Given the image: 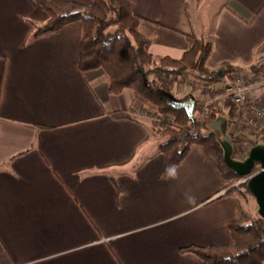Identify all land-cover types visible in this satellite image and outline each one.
<instances>
[{
	"label": "crops",
	"instance_id": "1",
	"mask_svg": "<svg viewBox=\"0 0 264 264\" xmlns=\"http://www.w3.org/2000/svg\"><path fill=\"white\" fill-rule=\"evenodd\" d=\"M47 1L69 0H0V264H202L181 248L231 242L229 222L243 207L259 214L257 198L226 193L199 143L168 178L151 103L132 88L112 93L103 68L80 69V22L34 36ZM129 2L156 60L181 57L196 32L212 41L208 68L264 67V0ZM187 75L173 79L188 77L201 103L214 82Z\"/></svg>",
	"mask_w": 264,
	"mask_h": 264
},
{
	"label": "trees",
	"instance_id": "2",
	"mask_svg": "<svg viewBox=\"0 0 264 264\" xmlns=\"http://www.w3.org/2000/svg\"><path fill=\"white\" fill-rule=\"evenodd\" d=\"M43 7L48 17L37 26L35 37L79 21L80 69L103 68L112 93L132 88L155 106L160 118L150 128L160 139L158 146L165 158V168L180 164L191 146L199 143L215 157L223 176L230 181L231 187L226 193L242 194L234 185L241 175L226 163L224 149L211 131L210 121L218 115L216 103L205 112L199 101L175 96L164 81L163 75L167 72L178 77L196 70L200 77L216 82L225 72L235 70L236 66L225 64L220 74L206 66L212 49L210 39L192 32L188 34L189 47L181 57L166 55L156 60L150 50V39L139 30L143 17L133 10L129 0H69L62 4L47 1ZM198 112H205V117L200 119ZM112 113L118 117L131 115L124 109ZM260 139H264V129ZM229 228L231 242L190 244L181 250L197 254L202 264H264V217L243 207L238 217L229 222Z\"/></svg>",
	"mask_w": 264,
	"mask_h": 264
},
{
	"label": "built area",
	"instance_id": "3",
	"mask_svg": "<svg viewBox=\"0 0 264 264\" xmlns=\"http://www.w3.org/2000/svg\"><path fill=\"white\" fill-rule=\"evenodd\" d=\"M225 75L218 83L209 82L206 85L201 104L205 112L212 103L216 106L220 104L227 110L229 133L235 150L247 153L260 140L264 129V67L251 72L232 70ZM228 101L231 104H227ZM205 112H198V117L203 119ZM250 176H242L241 183H247ZM241 189L244 193L248 192L247 186Z\"/></svg>",
	"mask_w": 264,
	"mask_h": 264
},
{
	"label": "water",
	"instance_id": "4",
	"mask_svg": "<svg viewBox=\"0 0 264 264\" xmlns=\"http://www.w3.org/2000/svg\"><path fill=\"white\" fill-rule=\"evenodd\" d=\"M211 131L215 133L224 149L226 163L241 176L251 175L247 186L257 198L258 212L264 217V139L253 144L243 158L233 155L235 144L228 132L229 118L220 114L210 121Z\"/></svg>",
	"mask_w": 264,
	"mask_h": 264
},
{
	"label": "rangeland",
	"instance_id": "5",
	"mask_svg": "<svg viewBox=\"0 0 264 264\" xmlns=\"http://www.w3.org/2000/svg\"><path fill=\"white\" fill-rule=\"evenodd\" d=\"M191 71H193V70H191ZM194 72H196V70H194ZM185 74H188L187 76H189L190 71L185 73ZM163 76L165 77L164 81L168 84V86L170 87L171 91L175 94V96H177L179 98H183V99H188L189 100L190 97L186 94L187 91L184 90V87H185L184 84L187 83V81H188L187 78L188 77L186 79L185 78H178V79L176 78V80H174L173 79V75L169 74L168 72L165 73ZM194 95L195 96L199 95V92L198 91L195 92ZM151 105H152V107L148 111H146L145 113H146V115H148L150 117V120H152L151 121V125H152L153 123L159 121L160 116H159L155 106L152 103H151ZM242 153H244V152L239 149V151L235 150L234 155L235 156H244V155H246L245 154L246 152L244 154H242ZM241 178H242V176L234 182V185L238 186L239 188H246L247 183H241V181H240ZM240 190H242V189H240Z\"/></svg>",
	"mask_w": 264,
	"mask_h": 264
},
{
	"label": "clouds",
	"instance_id": "6",
	"mask_svg": "<svg viewBox=\"0 0 264 264\" xmlns=\"http://www.w3.org/2000/svg\"><path fill=\"white\" fill-rule=\"evenodd\" d=\"M165 175L168 178H171V179L177 178V176H178V170H177L176 166H174V165L168 166L166 168V170H165Z\"/></svg>",
	"mask_w": 264,
	"mask_h": 264
}]
</instances>
